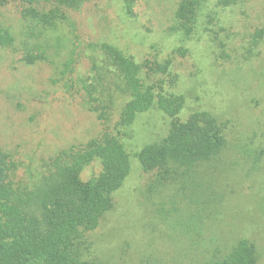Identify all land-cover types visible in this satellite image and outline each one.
Listing matches in <instances>:
<instances>
[{"label":"rangeland","instance_id":"rangeland-1","mask_svg":"<svg viewBox=\"0 0 264 264\" xmlns=\"http://www.w3.org/2000/svg\"><path fill=\"white\" fill-rule=\"evenodd\" d=\"M62 1L0 0V21L14 37L0 49V147L19 165L17 179L39 185L50 158L101 132L84 87L112 105V119L128 100L94 45H114L139 63L168 62L162 86L184 98L178 119L208 112L224 128L225 150L155 187L135 155L167 134L170 119L154 105L136 115L123 138L130 172L89 233L92 252L102 264H194L203 246L245 238L264 264V0H200L188 36L175 18L181 0H134L131 14L121 0ZM52 9L64 16L55 27L34 19ZM99 171L94 162L80 179Z\"/></svg>","mask_w":264,"mask_h":264},{"label":"trees","instance_id":"trees-1","mask_svg":"<svg viewBox=\"0 0 264 264\" xmlns=\"http://www.w3.org/2000/svg\"><path fill=\"white\" fill-rule=\"evenodd\" d=\"M28 1V0H25ZM123 11L132 13L134 0H121ZM73 2L63 0L61 4ZM66 5V4H65ZM200 0H181L175 14L179 30H193ZM64 18L59 9L34 14V19L55 27ZM14 37L0 21V49L12 48ZM258 44L253 40L251 46ZM120 76L119 91L128 100L112 119V105L84 87L87 108L101 123V132L83 145L60 151L43 166L39 185L17 179L19 165L0 147V264H102L92 252L89 233L113 208V195L130 172L123 143L136 115L153 105L170 119L167 134L143 146L135 155L144 173L154 175L153 186L176 182L200 165L210 164L223 153V126L208 112H194L178 119L184 98L166 92L162 78L168 62H136L116 46L94 45ZM98 162L100 171L87 181L82 170ZM202 259L194 264H257L255 246L245 238L223 247L205 245Z\"/></svg>","mask_w":264,"mask_h":264}]
</instances>
